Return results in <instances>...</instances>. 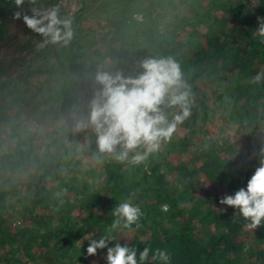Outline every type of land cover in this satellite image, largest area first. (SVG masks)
<instances>
[{"label": "trees", "instance_id": "trees-1", "mask_svg": "<svg viewBox=\"0 0 264 264\" xmlns=\"http://www.w3.org/2000/svg\"><path fill=\"white\" fill-rule=\"evenodd\" d=\"M106 5L104 24L94 21L93 3L61 18L72 21L64 45L43 44L13 18L14 0H0V264H95L86 234L114 237L109 247L150 248L145 264H161L156 249L168 252L169 264H264V226L247 229L219 203L246 188L264 160V76L256 79L264 72L256 34L264 0ZM32 7L25 0L22 10L31 15ZM169 57L191 114L158 153L121 163L99 154L92 127L75 131L100 87L98 70L135 77L143 60ZM162 111L171 121L180 109L166 103ZM122 202L142 211V227L125 238L109 231ZM18 216L22 229L13 225Z\"/></svg>", "mask_w": 264, "mask_h": 264}, {"label": "clouds", "instance_id": "clouds-1", "mask_svg": "<svg viewBox=\"0 0 264 264\" xmlns=\"http://www.w3.org/2000/svg\"><path fill=\"white\" fill-rule=\"evenodd\" d=\"M17 9L15 20L23 19L28 29L43 37V44L63 43L67 45L72 37V21L61 19L59 10L53 7L46 11L31 8V15L23 12L25 0H14ZM35 4L36 0H29ZM256 34L264 40V18H259ZM142 71L136 75L125 76L122 72L98 70L95 82L100 87L91 101L86 120H78L75 131L92 127L96 134L98 152L110 155L116 161L140 165L152 154L158 153L163 143L169 142L177 126L191 114L189 91L185 90L180 66L171 57L148 58L141 62ZM264 76L258 73L256 79ZM167 103L170 108L178 107L179 113L171 121L162 111ZM219 203L234 208L246 221V228L256 230L264 226V160H261L247 182L234 195H225ZM116 219L109 231L121 227L131 229L142 227L139 220L142 211L129 202L119 203L112 212ZM114 237L105 235L91 239L87 247L88 256H96L98 250L107 249V264H145L149 260L150 248L138 251L136 247L115 243L109 247ZM153 260L169 264L167 251L156 249Z\"/></svg>", "mask_w": 264, "mask_h": 264}, {"label": "rangeland", "instance_id": "rangeland-1", "mask_svg": "<svg viewBox=\"0 0 264 264\" xmlns=\"http://www.w3.org/2000/svg\"><path fill=\"white\" fill-rule=\"evenodd\" d=\"M91 4L93 3L95 7L98 8V12L97 15L95 17V15H93L94 17V21H99L102 24L105 23V18H104V14L106 13V0H40V3H37L35 5H37V10L40 9L39 6H43L44 11L51 9L53 7H57L59 10V17L63 18L64 16H72L74 14H77L78 12H80V10L82 9L84 4ZM32 8H34V6ZM137 16V15H136ZM139 17V16H137ZM42 45L41 42L38 43V46ZM213 131H217L216 127H214ZM225 133L232 135L234 134V127L233 126H228L227 130L225 131ZM239 142L243 145L247 144V141L245 139H242L241 137L238 138ZM91 176H93V174H90ZM88 176V180H92L93 178L91 176ZM24 190V188H23ZM14 222L13 225L16 228L22 229L23 226L25 225L26 221H24L23 219H21L20 216H18V218H14ZM30 221V220H28ZM56 223V220H55ZM123 224V223H122ZM121 224V227L116 229V233L122 235L124 238L125 237H129L130 235L133 234V230L130 229H124L123 226ZM83 240H85L86 242L88 240H91L92 238L90 237V235L86 234L83 236L82 238ZM84 251L87 252V247H84ZM87 257L91 259L92 263L93 260H95V264L98 262V260H102L103 258H106V254L105 253H100L99 255L96 256H88Z\"/></svg>", "mask_w": 264, "mask_h": 264}, {"label": "built area", "instance_id": "built-area-1", "mask_svg": "<svg viewBox=\"0 0 264 264\" xmlns=\"http://www.w3.org/2000/svg\"><path fill=\"white\" fill-rule=\"evenodd\" d=\"M39 7H40V9H38L39 11H44L45 8H43V6H39ZM34 8L37 9V5H35Z\"/></svg>", "mask_w": 264, "mask_h": 264}]
</instances>
